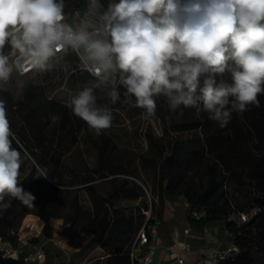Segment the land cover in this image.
Instances as JSON below:
<instances>
[{
    "label": "clouds",
    "instance_id": "1",
    "mask_svg": "<svg viewBox=\"0 0 264 264\" xmlns=\"http://www.w3.org/2000/svg\"><path fill=\"white\" fill-rule=\"evenodd\" d=\"M91 0L68 23L65 0H0V84L14 73L51 71L61 53H74L93 80L67 106L99 136L113 124L106 97L155 117L194 108L225 127L232 113L260 107L264 95V0ZM230 73L231 83L217 76ZM0 100V211L11 199L33 207L19 181L21 156Z\"/></svg>",
    "mask_w": 264,
    "mask_h": 264
},
{
    "label": "trees",
    "instance_id": "2",
    "mask_svg": "<svg viewBox=\"0 0 264 264\" xmlns=\"http://www.w3.org/2000/svg\"><path fill=\"white\" fill-rule=\"evenodd\" d=\"M72 1L77 3L73 12L86 2ZM99 1L107 8L109 0ZM65 11L69 12L67 6ZM75 74L81 83L93 79L79 70ZM220 79L232 82L227 72L222 77L217 76V80ZM259 100L260 107L250 106L243 114L233 112L230 122L220 127L217 122L208 119L206 113L197 116L194 108L183 106L171 112L167 104L158 99L155 117L161 120L166 132L171 134V139L165 145L151 129L147 132L149 147L156 148L161 157L157 173L161 206L166 199L184 196L191 210L203 209L205 217L190 219L192 228L197 231H203L210 223L223 221L230 238L241 248L238 258L225 264H264V95L259 96ZM79 125L88 126L86 122H80ZM186 133L187 136L182 135ZM15 137L13 147L19 152L26 149L37 162L55 168L62 167L63 154L53 145H48L44 131H33L30 143L28 136L15 134ZM98 148L101 171L105 174V152ZM111 173L115 175L116 172ZM123 175L133 178L128 174ZM124 176L121 185L113 181L107 197L94 200V212L86 225L80 224L90 212L79 205L77 197L72 198L67 205L74 212L64 213V198L73 195V192L53 187L46 196L34 195L36 199L31 208L11 199V207L0 211L1 233L17 246V235L24 219L32 214L38 216L43 224L42 236L51 240L54 234L52 219H63L68 225L66 232L71 247L85 252L100 246L109 254L106 264H132V247L146 217L141 223L134 224L123 211L113 208L114 198L122 192L127 193L128 185L138 184L136 179ZM90 181L86 179L85 183ZM87 188L94 194L93 187ZM135 188L137 193L132 189L135 198L144 195L140 184ZM251 212L255 213L246 222L231 219ZM154 214L162 218L161 212ZM85 228L94 236L87 244H82L78 237ZM12 231L14 235L10 233ZM135 233L136 237L132 240L131 235Z\"/></svg>",
    "mask_w": 264,
    "mask_h": 264
},
{
    "label": "rangeland",
    "instance_id": "3",
    "mask_svg": "<svg viewBox=\"0 0 264 264\" xmlns=\"http://www.w3.org/2000/svg\"><path fill=\"white\" fill-rule=\"evenodd\" d=\"M90 3L91 0H86L82 8L73 12L77 3L65 0V6L69 8L71 14L70 23H77L83 19L89 11ZM98 3L101 11L106 9L99 0ZM53 63L54 67L51 71L34 70L28 75L14 73L9 82L0 84V100L5 102L12 132L20 136H28L30 143L33 131H44L48 145H53L63 154L62 167L55 168L37 162L28 150H22L18 179L24 190L38 196H46L53 187L72 191L73 195L64 198L66 205L64 213L74 212L70 211L67 205L72 198L77 197L79 205L90 212L80 224L86 225L94 212V200L104 199L112 187V182L116 181L117 185H121L123 174H128L133 176V180L136 179L138 184L128 185L127 193H123V201L121 198L117 199L116 206L121 211L123 208V213L134 224L144 221L146 212L151 206L154 213H159L161 199L157 186V173L161 157L156 148L149 147L147 132L151 129L165 145L171 139V134L166 132L163 123L157 117L149 118L142 115L144 110L135 107L134 103H123V96L116 104H112L106 97L98 100L99 103L107 104L112 109L114 119L110 129L104 130L97 136L88 126L80 127L79 123L84 121L76 117L67 104L72 96L78 94L84 87L90 86L93 79L85 83L78 81V75L75 74L76 61L59 57ZM160 99L166 103L163 98ZM182 135L187 136L188 133ZM98 147L105 152V174L101 171ZM112 171L116 172L115 175L111 173ZM86 179L91 180L90 183H85ZM139 184L144 195L135 198L132 189L136 192L135 187ZM87 186L94 188V194ZM128 196L132 198L125 199ZM235 218L239 222L243 220L242 215H236ZM206 227L213 242L225 243L228 231L222 222L210 223ZM56 230L55 241L59 244L48 243L46 254L51 251L58 257H63L64 251L61 246L66 240V246H70V237L66 232L67 227L62 230L58 224ZM31 231L28 237L31 238L32 243L36 240H44L39 224H34ZM84 232L83 230L78 241L85 239ZM66 235L68 239L65 238ZM135 237L136 233L131 235L132 240ZM64 249L68 250V247ZM78 255L73 252L69 264H106V261L94 258H84L78 263L76 261Z\"/></svg>",
    "mask_w": 264,
    "mask_h": 264
},
{
    "label": "crops",
    "instance_id": "4",
    "mask_svg": "<svg viewBox=\"0 0 264 264\" xmlns=\"http://www.w3.org/2000/svg\"><path fill=\"white\" fill-rule=\"evenodd\" d=\"M111 188L108 190L106 195H108ZM120 198L123 201V192L120 193L118 197L114 198V209H119V207L116 206L115 201ZM125 199L130 200L131 198L126 197ZM191 211V207L187 206V201L184 196H179L175 199H166V202L162 204L160 208L162 218L160 219L161 223L159 225V237L155 242V255L151 264H178L176 257L172 255L168 249V246L172 244H187L192 247L191 253L182 255L186 264L214 263V257L228 244L230 234H227V239L224 244H217L213 242V239H210L209 237L207 227H205L203 231H197L192 228L190 219L195 218H192ZM217 222H222L224 224L223 221ZM34 224H39V229L42 234L43 224L40 221L39 217L32 214L28 215L24 219L22 228L17 235L16 249L18 251L19 258H23L29 253H33L41 248L45 252V259L43 261V264H69V260H71L73 252L79 254L78 259L76 260L78 263H80L84 258H94L106 261V259L109 257V254L100 246H94L88 251L81 252L80 249L73 248L69 245L66 246L67 240L66 242H64L65 244L63 246L68 247V250L64 249V247L61 246L62 250L64 251L63 257H58L54 252L51 251L46 254L48 243L59 244L55 241V238L57 236L56 226L60 224L61 229L65 230L68 225L65 224L63 219H52L54 228L53 238L51 240L44 238V240H36L34 241V243H32L31 238L28 236L30 233H32L31 230ZM214 229V232L216 233V227H214ZM187 230H190L189 234L186 233ZM84 231L85 232L83 233V237H85V239H81L79 240V242L82 244H87L93 238L94 234L87 228H85ZM65 238L68 239V236L66 235Z\"/></svg>",
    "mask_w": 264,
    "mask_h": 264
},
{
    "label": "built area",
    "instance_id": "5",
    "mask_svg": "<svg viewBox=\"0 0 264 264\" xmlns=\"http://www.w3.org/2000/svg\"><path fill=\"white\" fill-rule=\"evenodd\" d=\"M65 15H66V21L70 23L71 14L65 11ZM59 57L76 61L77 65L75 67V70L82 71L86 75L90 76V74L81 67L80 62L74 53L70 51L68 53H61L58 55L57 58ZM32 71L34 70H27L25 72H18V73L20 75H28ZM124 177L133 179L127 176ZM187 206L190 207L188 202H187ZM254 213L255 212H251L250 214H247V216L245 214H241L243 220L240 221V223L246 222L248 219H250V217ZM191 216L192 218L195 219H201L206 216V213L203 209L200 210L192 209ZM231 219L237 221L235 216H233ZM160 223H161L160 218H158L153 213L151 206L150 210L146 212V221L142 226V228L140 229V231L138 232L132 247V251L130 254L132 264H151L153 262L155 255V242L159 237ZM10 233L12 235L15 234V232L13 231ZM186 233L189 234L190 230H187ZM168 249L171 252V254L176 257L178 264H186L182 255L189 254L192 252V247L187 244H182V245L172 244L168 246ZM240 252H241L240 246L236 244L233 239L230 238L228 244L221 251H219L217 255L214 257L213 264L232 263L238 258ZM44 259H45V252L42 248L38 249L33 253H29L23 258H19L16 246L13 244L11 240L8 239L7 236L1 233L0 230V264H43Z\"/></svg>",
    "mask_w": 264,
    "mask_h": 264
}]
</instances>
